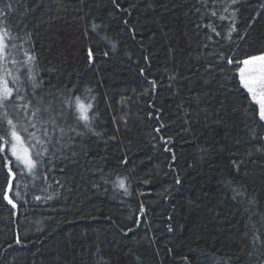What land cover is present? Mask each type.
Wrapping results in <instances>:
<instances>
[{"label":"trees","instance_id":"1","mask_svg":"<svg viewBox=\"0 0 264 264\" xmlns=\"http://www.w3.org/2000/svg\"><path fill=\"white\" fill-rule=\"evenodd\" d=\"M7 4L0 27L35 57L7 55L23 93L36 77L32 106L88 93L95 118L58 121L82 135L45 156L46 177L0 158V264H264V121L236 64L264 54V0Z\"/></svg>","mask_w":264,"mask_h":264},{"label":"snow or ice","instance_id":"2","mask_svg":"<svg viewBox=\"0 0 264 264\" xmlns=\"http://www.w3.org/2000/svg\"><path fill=\"white\" fill-rule=\"evenodd\" d=\"M215 2V0H214ZM238 0H220V11L226 13L229 11L231 5H235ZM11 4H7L4 7H0V16H6L5 8L11 9ZM199 11V9H198ZM235 10L232 12V17H235ZM211 15L217 17L220 21L228 19L223 14L217 16L216 11H212ZM217 36L220 35L216 31V27L212 24L206 25ZM96 25H93L95 30ZM236 31L235 23L230 22L229 31L227 32V38L231 39L232 33ZM211 38V37H209ZM17 37H12L7 28L0 27V62L6 59V56L10 53L9 48L17 49L19 47L20 54L24 57V60L20 63L34 62L35 57L30 52L23 48V44L17 45L10 41H15ZM88 56L91 60L92 52L88 50ZM223 59V54L220 56ZM16 64L17 61L13 58L11 61ZM228 64L233 63L231 57L227 58ZM239 67L240 81L243 88L250 95L251 101L258 105V115L261 120H264V54L259 56H251L244 60L236 61ZM242 65V66H240ZM0 69L3 72L0 73V158L6 161L5 167L7 173L11 178H15L17 172L21 175L26 171L28 174L35 175L37 172L42 177H46V173L43 171V164L45 156H51L52 154H59L57 149H62L66 145H61L60 141L67 139L71 141L72 136L68 135L69 132L75 133V135H82L80 132H76L74 127L69 126L67 131L64 127L58 124L59 120H63L66 113L72 110L74 119L79 125L83 121V127L88 131H94L91 121L95 118V113L89 115L92 111L93 105L91 97L88 93L85 94L84 99L88 102L85 103L79 96H69L60 102V106L55 113L50 107L39 106L42 102H38V105L33 107L32 100L28 99V96L35 98L34 89L37 86L36 77L30 74L32 91L26 94L18 87H13L18 84V77L15 76L10 70L7 69L6 64L0 63ZM9 77L11 78V84H9ZM155 86V81L152 82ZM15 92V95H14ZM10 113L12 115H10ZM13 116L16 118L13 119ZM159 131V129H157ZM58 133V135H57ZM23 134V135H22ZM97 135H99L97 133ZM11 157L15 159L12 160ZM175 160V155L172 157ZM126 162V161H125ZM38 165L40 166L38 169ZM13 167L17 171H13ZM127 178H117L116 184L119 188L124 189L127 194V188L125 186V180ZM179 182V181H177ZM17 190L14 195L17 199H22L19 191V182H17ZM12 179L8 180L7 191H12ZM4 199L13 208L17 205L13 199L9 198L7 193L4 195ZM35 199H41L40 196H36ZM47 199H52V196H48ZM143 211V209H142ZM171 230V228H169ZM259 239V235L256 236ZM19 243V241H17Z\"/></svg>","mask_w":264,"mask_h":264},{"label":"rangeland","instance_id":"3","mask_svg":"<svg viewBox=\"0 0 264 264\" xmlns=\"http://www.w3.org/2000/svg\"><path fill=\"white\" fill-rule=\"evenodd\" d=\"M0 63H3V64H6V66H7V69L8 70H10L15 76H16V70H15V65L13 64V63H10L9 61H8V59H7V56H6V59L3 61V62H0ZM3 72V69H0V73H2ZM9 84H11V78L9 77ZM22 83L21 82H19L17 85H15V86H13L12 84H11V86H13V87H18V88H20V85H21ZM14 95H15V92H14ZM264 121V120H263ZM70 133H68V135H69ZM57 135H58V133H57ZM10 155V154H9ZM11 157V156H10ZM13 159H15L14 157H12ZM39 165H38V169H39ZM26 174H28V173H26ZM31 175V174H30Z\"/></svg>","mask_w":264,"mask_h":264},{"label":"water","instance_id":"4","mask_svg":"<svg viewBox=\"0 0 264 264\" xmlns=\"http://www.w3.org/2000/svg\"><path fill=\"white\" fill-rule=\"evenodd\" d=\"M10 194H11V191L8 192V196L10 198ZM10 205V204H9ZM13 208V207H12ZM14 210L17 209V206L15 208H13Z\"/></svg>","mask_w":264,"mask_h":264},{"label":"bare ground","instance_id":"5","mask_svg":"<svg viewBox=\"0 0 264 264\" xmlns=\"http://www.w3.org/2000/svg\"><path fill=\"white\" fill-rule=\"evenodd\" d=\"M10 196H11V194H10ZM11 198V197H10ZM12 199V198H11ZM8 204V203H7ZM9 205V204H8ZM11 208H12V206L11 205H9ZM13 209V208H12Z\"/></svg>","mask_w":264,"mask_h":264}]
</instances>
